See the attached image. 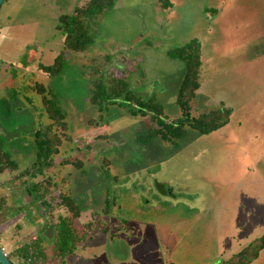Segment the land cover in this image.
Masks as SVG:
<instances>
[{"label": "rangeland", "instance_id": "rangeland-1", "mask_svg": "<svg viewBox=\"0 0 264 264\" xmlns=\"http://www.w3.org/2000/svg\"><path fill=\"white\" fill-rule=\"evenodd\" d=\"M87 1L0 6V134L19 171L27 168L35 153L32 131L49 122L33 86L50 89L67 113L70 140L46 176L78 205L76 226L98 214L90 238L62 264H223L264 235V0H169L167 9L158 0H116L96 19L93 43L82 53L65 51L64 71L48 77L37 68L63 51L59 17ZM191 40L200 43L202 63L191 116L226 108V126L208 135L188 130L171 147L136 143L150 122L118 105L102 122L88 123L99 121L90 85L105 56L102 74L123 78L136 95L155 97L169 120L178 118L184 64L167 52ZM61 159L82 161L83 172L59 165ZM11 177L0 173V198L6 197L0 231L11 221L21 225L24 216L13 246L46 221ZM105 199L107 216L100 213ZM251 264H264V249Z\"/></svg>", "mask_w": 264, "mask_h": 264}, {"label": "trees", "instance_id": "trees-1", "mask_svg": "<svg viewBox=\"0 0 264 264\" xmlns=\"http://www.w3.org/2000/svg\"><path fill=\"white\" fill-rule=\"evenodd\" d=\"M115 2L116 0H88L71 14L61 15L57 30L63 34V51L50 65H39L37 69L48 77L60 75L66 66L64 52H84L93 43L92 30L96 19L112 9ZM158 2L163 9L170 7L169 0ZM200 48L197 40H191L184 46L167 52L170 59L184 64L183 76L175 97L180 116L172 121L165 115L163 106L155 97L142 98L133 92L123 78L111 73L102 74L104 65L109 61V56H105L102 63L95 65L92 75L96 79L90 85L89 102L96 107L99 121L92 120L88 123L95 125L102 122L103 115L110 106L118 105L126 108L129 116L147 118L150 122L146 130L136 135V143L148 145L158 140L171 147H177L188 130L208 135L226 126L231 116V111L226 108L212 109L197 117L191 116V103L200 88ZM33 90L40 96L42 111L49 121L47 124H39L32 131L34 160L27 168L19 171L18 163L7 148L5 137L0 134V173L9 172L12 180L25 184L24 190L29 200L26 205L36 208L35 214L46 221L42 226L43 232L49 229L50 234H37L19 241L8 253H4L11 264H62L75 253L81 243L90 238L98 214L91 212V220L76 226L81 215L78 205L63 189L57 190L54 181L46 176L55 167V158L60 154L62 143L70 140L67 134V113L59 105L56 95L43 84L35 83ZM103 163L109 166L106 161ZM59 165H71L82 172L84 167V163L77 159H61ZM104 202L100 213L107 216L110 212L109 201L105 199ZM5 203L6 197L0 198V214L5 211ZM23 217H19L22 226L18 224V220L14 225L17 233L23 231ZM30 221L35 222V219ZM263 249L264 235L252 240L223 264H251Z\"/></svg>", "mask_w": 264, "mask_h": 264}, {"label": "crops", "instance_id": "crops-1", "mask_svg": "<svg viewBox=\"0 0 264 264\" xmlns=\"http://www.w3.org/2000/svg\"><path fill=\"white\" fill-rule=\"evenodd\" d=\"M22 185L24 184V183H22V182H20ZM25 185V184H24ZM15 222V221H14ZM10 226L8 227V230L6 231V232H4L5 230H3V232L2 231H0V241L1 242H3V245H4V247H2L1 245H0V247L3 249V251L5 250L6 251V253H8L9 252V250L11 249V247H12V244H11V242H12V239L14 238V237H16V236H18V233H15L14 235H12V232L11 231H13V228H12V226H14L15 225V223H13V221H11L10 222V224H9ZM43 226V225H42ZM36 231H37V234H50V232H49V229L44 233L43 232V230H42V227L40 228H37L36 229ZM7 233V235L6 236H4L5 234ZM11 239V240H10ZM18 241H16V243H17ZM15 245V244H14Z\"/></svg>", "mask_w": 264, "mask_h": 264}, {"label": "water", "instance_id": "water-1", "mask_svg": "<svg viewBox=\"0 0 264 264\" xmlns=\"http://www.w3.org/2000/svg\"><path fill=\"white\" fill-rule=\"evenodd\" d=\"M4 0H0V6ZM0 264H11V262L6 257V254L4 253L3 249L0 247Z\"/></svg>", "mask_w": 264, "mask_h": 264}]
</instances>
